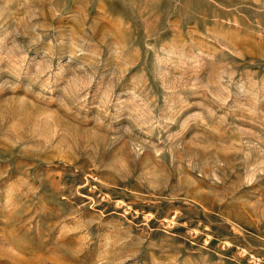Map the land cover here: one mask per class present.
<instances>
[{
    "label": "rangeland",
    "instance_id": "obj_1",
    "mask_svg": "<svg viewBox=\"0 0 264 264\" xmlns=\"http://www.w3.org/2000/svg\"><path fill=\"white\" fill-rule=\"evenodd\" d=\"M0 264H264V0H0Z\"/></svg>",
    "mask_w": 264,
    "mask_h": 264
}]
</instances>
